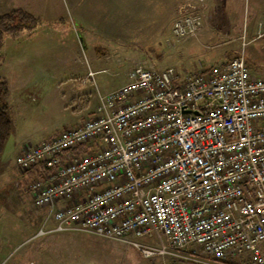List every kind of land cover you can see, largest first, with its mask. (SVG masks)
<instances>
[{"label": "built area", "instance_id": "2783aa9c", "mask_svg": "<svg viewBox=\"0 0 264 264\" xmlns=\"http://www.w3.org/2000/svg\"><path fill=\"white\" fill-rule=\"evenodd\" d=\"M207 7L181 6L169 47L198 37ZM98 98L96 116L17 157L43 169L28 185L47 211L34 238L84 233L147 260L264 264V77L246 57L184 76L140 62Z\"/></svg>", "mask_w": 264, "mask_h": 264}, {"label": "rangeland", "instance_id": "374dc122", "mask_svg": "<svg viewBox=\"0 0 264 264\" xmlns=\"http://www.w3.org/2000/svg\"><path fill=\"white\" fill-rule=\"evenodd\" d=\"M87 1L91 4L90 0H79L78 5L73 0H42L45 14H53L57 19L48 22L42 17L44 21L38 26L17 37L5 38L0 75L9 84L7 102L11 107L13 132L1 157L0 205L17 212L14 214H18L19 208L27 216L42 211L28 192V185L35 178L17 166V157L22 152L20 145H36L52 132L78 126L96 116L98 94L120 88L129 80L127 74L136 64L147 62L159 70L173 67L177 71L184 66L195 73L243 54L251 74L264 77V0H206L208 7L198 37L174 47H169V42H173V24L181 6L190 0H183L175 13L163 14V19L154 23V40L138 38L132 31L122 40L104 33L92 35L90 24L82 21L84 9L89 10ZM92 4V10L99 11L96 14L107 17L116 14V9ZM16 5L1 3L0 14L20 8ZM188 45L192 46L190 50L186 49ZM98 64L106 71L96 76L90 68L96 69ZM14 233L15 227H9L8 234L14 237ZM58 235L83 241L81 251H75L74 261L69 264H200L169 256L147 260L131 246L90 234ZM188 253L184 255L190 256ZM193 257L208 261L200 249ZM225 264L253 263L241 257Z\"/></svg>", "mask_w": 264, "mask_h": 264}, {"label": "crops", "instance_id": "0c3cea01", "mask_svg": "<svg viewBox=\"0 0 264 264\" xmlns=\"http://www.w3.org/2000/svg\"><path fill=\"white\" fill-rule=\"evenodd\" d=\"M90 1L91 4L88 3V1V4H85L89 7V10L86 11L84 9L85 17L82 21L88 22L90 24L89 31L92 33V35L104 33L111 35L112 38L122 40L128 37L132 31L138 38L142 37L146 40H154L156 35L154 23L156 21L162 20L163 18L161 16L163 14H170L171 16L172 11L175 13L179 4L183 0ZM1 3L7 5H14L17 3L16 6L20 7L17 9H21L22 7L23 10L31 13L39 19L46 17L45 21L48 22L55 21L57 19V17H54L53 14H45L44 8H41V4L43 3L42 0H0V4ZM78 3L79 0H73L74 5H78ZM92 3H94L95 6H97V4H103V8L106 7V9H116V14L113 17L96 14L95 12L98 13L99 11L92 10ZM212 8L215 7L212 6ZM95 9L97 8L95 7ZM90 14L96 15L91 17ZM42 19L41 21H44ZM150 26H152V29H150ZM191 44L192 43L189 42V45ZM189 45L186 47V49L190 50L192 46ZM104 54L105 53H103V55ZM97 61L99 64L101 63V60L98 59ZM99 64L96 66V69L92 67L90 68V71L97 73L96 76L99 73L106 71V68ZM130 70L127 74L128 78ZM178 72L183 76L192 73L189 72L184 66L183 69L178 70ZM88 73L81 76L78 74L79 79L86 77ZM116 88L106 92L104 91L103 93L107 94ZM61 132L62 130L52 132L51 134L47 135L46 138L40 139L36 143L50 140ZM27 145L28 144H22L20 145L19 149L22 151ZM41 168H34L30 171V173H28L34 178H37L43 171ZM18 210H20L18 214L22 213V216L14 214L17 212L12 211L11 208H8L2 204L0 205V264H69V262L74 261L73 254L75 251H81V248L79 247H81L83 244L82 239L59 236L58 234L49 235V237L44 240L40 238L35 239L34 236L41 228L47 211L42 209V211H35L34 213L30 212V216H27L26 213L22 211V208H19ZM9 227H15L14 237L8 234Z\"/></svg>", "mask_w": 264, "mask_h": 264}, {"label": "trees", "instance_id": "16d2710c", "mask_svg": "<svg viewBox=\"0 0 264 264\" xmlns=\"http://www.w3.org/2000/svg\"><path fill=\"white\" fill-rule=\"evenodd\" d=\"M41 22V19L23 9H13L0 14V66L3 62L2 52L5 48L6 36L17 37L28 28L38 26ZM9 94V84L0 75V168L5 145L13 132L11 107L7 102Z\"/></svg>", "mask_w": 264, "mask_h": 264}]
</instances>
